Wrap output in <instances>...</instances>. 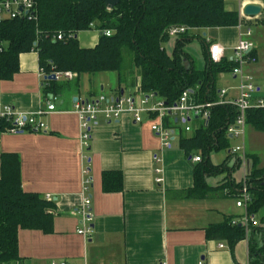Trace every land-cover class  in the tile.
I'll return each mask as SVG.
<instances>
[{"label":"crops","instance_id":"crops-1","mask_svg":"<svg viewBox=\"0 0 264 264\" xmlns=\"http://www.w3.org/2000/svg\"><path fill=\"white\" fill-rule=\"evenodd\" d=\"M224 1L226 10L237 12L240 23L245 25L241 28L195 29L189 35L205 32L203 36L195 34L202 39L204 59L208 54L206 44L210 41L222 45L225 59L232 61L242 35L251 29L250 40L255 45L257 63L246 71L255 79L264 73V29L261 26L264 0ZM248 5L260 7L259 15H243V9ZM100 35L92 29L78 33L80 48H94ZM194 36L185 44L188 55L183 60L188 69L196 68L194 58L187 51ZM177 39L171 54V46L167 49L161 45L170 56L175 51ZM19 65V72L10 80L0 79V103L25 115L47 111L48 102L56 110L39 117L46 125V132L13 135L0 131V178L3 158L17 156L23 191L44 199L49 196L55 208L51 233L19 231L21 260L18 264H249L247 240H241L231 248L227 241L209 240L205 232L211 224L223 223L226 216L244 222L246 210L237 207L238 199L227 197L225 193L191 198L197 165L191 158L200 155L187 158L180 140L183 136L191 137L204 122L195 119L188 124L190 132H186L184 123L176 120L177 127H172L175 135L170 142L171 148H165L151 131L154 117L145 116L141 124H135L129 114H123L119 122L100 117L98 125L91 131L89 148H83L80 121L74 113L75 100H92L101 95L141 96L139 77H127L124 83H119L117 74L97 80L91 77L86 87L83 86L84 75L72 80H49L39 64L38 52L34 50L21 54ZM237 85L232 73L218 75L215 83L218 100L222 90H227L226 100H236L239 96ZM255 85L258 89L255 98L264 99L259 94L261 84ZM106 90L110 92L105 93ZM151 102L163 103L155 98ZM238 139V146L244 147V156L232 153L234 147L230 141L231 149L226 150L222 163L214 164L210 160L211 154L208 159L214 166L227 160L232 170L240 158L241 167L210 176L207 178L209 186L218 188L226 181L236 185L244 182L249 171L247 154L254 155L259 161L258 168L264 169V133L246 126L244 136ZM84 170L88 171L86 176ZM108 172L121 175L119 191L104 190L103 176ZM84 177L91 179L87 191H83ZM86 197L91 200L93 216L90 238L77 233L82 227L79 210ZM219 245L225 248L221 249Z\"/></svg>","mask_w":264,"mask_h":264},{"label":"trees","instance_id":"trees-1","mask_svg":"<svg viewBox=\"0 0 264 264\" xmlns=\"http://www.w3.org/2000/svg\"><path fill=\"white\" fill-rule=\"evenodd\" d=\"M33 6L29 16L4 18L0 23L1 80H10L17 74L20 55L34 50L47 76L66 71L77 78L115 73L119 83H124L127 77L138 76L139 90L163 104L174 105L186 91L190 92L192 101L205 104L218 101L216 79L221 73H231L235 67L228 59L219 65L212 64L206 54L203 69L185 68L183 59L188 55L185 44L192 40L189 34L178 37L172 56L161 46L169 39L167 30L173 26H186L190 31L238 26L240 16L235 11H227L224 0H120L112 10L100 0H33ZM91 24L101 33L99 42L94 48H80L77 35L90 31ZM261 26L264 29V20ZM104 31L112 35L108 37ZM61 34V41L53 39ZM238 114V109L231 105L211 108L208 123L196 128L191 137L183 136L180 147L187 158L195 154L201 157L195 167L196 184L191 198L225 193L227 197L239 199L245 186L249 194L246 217L252 218L264 206V169L258 168L259 161L254 155L245 157L249 171L244 182L236 185L226 181L218 188L207 184L210 176L239 169L242 165L238 158L231 170L227 160L214 166L208 159L212 152L231 149L227 130L234 125ZM245 116L246 126L264 133V109L251 108ZM165 123L177 127L175 120L169 117ZM7 127H10L8 123L0 124V131L5 132ZM103 178L106 192L120 190L119 173L108 172ZM54 209L53 201L23 191L18 157H4L0 178V264L20 262V230L51 233ZM205 232L209 240L227 241L231 248L247 240L249 264H264V218L254 227L251 222L245 224L226 216L223 223L211 224Z\"/></svg>","mask_w":264,"mask_h":264},{"label":"built area","instance_id":"built-area-1","mask_svg":"<svg viewBox=\"0 0 264 264\" xmlns=\"http://www.w3.org/2000/svg\"><path fill=\"white\" fill-rule=\"evenodd\" d=\"M22 7V12L19 8ZM33 0H0V23L4 18L15 19L17 16L24 15L29 16L33 10ZM31 19V17L29 18ZM245 23L238 25L241 28ZM90 29L96 30L94 24L90 25ZM97 31V30H96ZM168 37L177 39L178 37L185 36L190 33V30L186 26H173L167 30ZM104 34L108 37L112 35L110 31H104ZM252 36L251 29L247 30L241 37L238 45L234 49L232 62L235 67L232 70V75L238 81L239 96L236 100H226L225 95L227 90H222L219 94V100L216 103L208 102L205 104H197L192 101L190 92H184L179 101L174 105H167L163 103L150 102L154 97L150 94L148 96L141 93V96L134 97L133 95H121L116 97L99 96L92 100L77 99L74 104V113L80 121V135L81 145L83 148H89V143L92 140L91 131L94 126L98 125V119L104 118L106 121L119 122V119L123 114H129L136 123H143L144 117H154L155 121L151 125V131L161 140L162 146L171 148L170 142L175 133L172 127L166 125L165 120L167 117L172 120L182 121L186 126L185 131L190 132L188 124L195 119H199L204 123H208L210 119V110L215 106L231 105L238 109L239 114L234 125L228 127V133L232 139H238L244 136L246 128V116L245 113L251 108L264 109V99L255 98V94L258 89L255 85L254 76L246 71V68L250 65L257 63V58L254 55L255 45L251 42ZM54 40L61 41L63 35L53 37ZM208 59L212 64L219 65L225 59V48L217 43L208 41ZM43 71V69H42ZM44 72V71H43ZM50 75H54L56 80L62 78L72 80L76 78V75L71 72H53ZM56 107L48 102L47 111H40L31 115H25L17 113L16 110L8 105H2L0 103V124L8 123L10 127H7L5 132L20 135L25 132H46V125L39 120V117L53 112ZM233 154L241 153L245 155L244 147L238 146L232 150ZM194 163L201 162L200 156L191 158ZM83 174H88L87 170H84ZM83 191H87L91 179L84 177ZM160 182V180H158ZM47 201H51L48 196ZM249 200L248 189L244 186L241 191V196L238 199L237 207H246V202ZM91 200L89 197L84 198L79 214L81 215V230L77 233L83 237L90 238L93 233L92 221L93 216L91 213ZM243 223L251 222L252 225L258 226L259 222L254 217L248 218L245 214ZM236 224V222L234 223ZM221 249L225 248L223 245H219ZM65 264V263H60ZM200 264H203L202 262Z\"/></svg>","mask_w":264,"mask_h":264},{"label":"rangeland","instance_id":"rangeland-1","mask_svg":"<svg viewBox=\"0 0 264 264\" xmlns=\"http://www.w3.org/2000/svg\"><path fill=\"white\" fill-rule=\"evenodd\" d=\"M204 33L205 32H196V33H192V35L194 36L195 34H200L201 36H203ZM201 40L198 39L196 37V35H195L194 39H193V41L191 43V46H189L188 49H187V51L189 52L191 57L194 58L196 68H198V69H203L204 66H205V59H204V56H203L204 45L201 43ZM174 44H175V38H169L168 41L163 43V45L166 46L167 49H168V46H171L169 48V50H170L169 54H171V52H172V50L174 48V46H173ZM263 66H264V64H263ZM114 75H115V73L96 74V75H91V76L84 75L83 76L84 77L83 86L86 87L88 85V80L91 79V77L97 80V79L106 78V77L112 78V76L115 77ZM255 83L256 84H261V92L259 94L261 96H264V73L259 74V75L256 76ZM218 86H220V85H218ZM109 92H110L109 90H106L105 93H109ZM150 102H151V100H150ZM239 144H240V140L239 139L238 140L237 139L236 140H231L232 147L235 148ZM226 153H227L226 150H224L223 152L211 153L210 160L214 164H220V163H222L224 161V158L226 157ZM263 155H264V153H263ZM263 212H264V208L262 207L253 216L256 219V221L259 222V223L264 218Z\"/></svg>","mask_w":264,"mask_h":264},{"label":"water","instance_id":"water-1","mask_svg":"<svg viewBox=\"0 0 264 264\" xmlns=\"http://www.w3.org/2000/svg\"><path fill=\"white\" fill-rule=\"evenodd\" d=\"M72 1L75 2V1H82V0H72ZM100 1L105 3L109 10L116 8L118 6V3L120 2V0H100ZM22 10H23V8L20 7L19 11L22 12ZM260 11H261L260 7L255 6V5H248L243 9V15H245L246 17H249V16L255 17V16L259 15ZM46 79L56 80L54 75H48V76H46ZM75 101H77V100H75Z\"/></svg>","mask_w":264,"mask_h":264}]
</instances>
